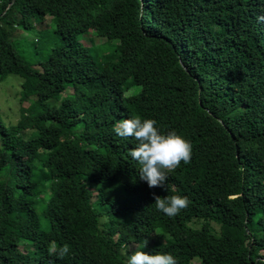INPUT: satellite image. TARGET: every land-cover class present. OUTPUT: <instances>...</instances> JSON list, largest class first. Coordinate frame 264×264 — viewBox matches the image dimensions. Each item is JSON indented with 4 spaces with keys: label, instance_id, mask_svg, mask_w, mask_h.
<instances>
[{
    "label": "trees",
    "instance_id": "trees-1",
    "mask_svg": "<svg viewBox=\"0 0 264 264\" xmlns=\"http://www.w3.org/2000/svg\"><path fill=\"white\" fill-rule=\"evenodd\" d=\"M41 22L57 43L30 62L13 32ZM7 74L22 82L19 119L0 120V264H126L130 244L264 264V0H0ZM137 116L191 144L164 187L113 132ZM172 195L189 203L169 218L153 198Z\"/></svg>",
    "mask_w": 264,
    "mask_h": 264
},
{
    "label": "clouds",
    "instance_id": "clouds-1",
    "mask_svg": "<svg viewBox=\"0 0 264 264\" xmlns=\"http://www.w3.org/2000/svg\"><path fill=\"white\" fill-rule=\"evenodd\" d=\"M153 119L132 117L124 119L113 128L115 136L133 138L136 146L128 156L139 165L138 176L149 188L164 187L166 172L173 171L181 162L188 164L191 159V144L183 136L170 130L162 133ZM157 212L171 218L187 207L186 197L172 195L163 198L154 196ZM144 244L141 245V248ZM67 249H61L63 255ZM126 264H177L171 253H145L135 251L127 256Z\"/></svg>",
    "mask_w": 264,
    "mask_h": 264
},
{
    "label": "rangeland",
    "instance_id": "rangeland-1",
    "mask_svg": "<svg viewBox=\"0 0 264 264\" xmlns=\"http://www.w3.org/2000/svg\"><path fill=\"white\" fill-rule=\"evenodd\" d=\"M33 27L27 31L15 30L13 35L18 39L22 45V49L27 51L28 55L23 54L27 60L34 62L38 54L34 51H39L37 46H41L42 49H49L56 46L57 39L53 37L52 26L49 23L41 22L32 23ZM45 27V28H44ZM99 38L94 40V44L98 43ZM22 82V77L15 74H7L2 80H0V120L5 126H10L16 124L20 117V106H19V91L20 83ZM53 92L57 96H62L66 93V90L61 83L53 84ZM32 124L29 121L23 123L24 134L27 135L31 131ZM94 199V197L92 198ZM99 211L102 212L103 206H96ZM101 218H103L101 216ZM164 238V237H163ZM244 243L238 246H243ZM236 247V245H235ZM142 251L141 245H126V251L132 254L135 251ZM191 263H197V259H191Z\"/></svg>",
    "mask_w": 264,
    "mask_h": 264
}]
</instances>
